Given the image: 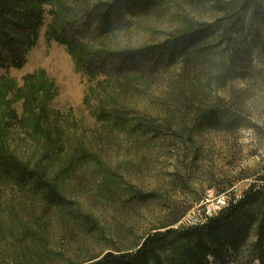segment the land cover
<instances>
[{
    "label": "rangeland",
    "instance_id": "obj_1",
    "mask_svg": "<svg viewBox=\"0 0 264 264\" xmlns=\"http://www.w3.org/2000/svg\"><path fill=\"white\" fill-rule=\"evenodd\" d=\"M102 1L109 0H58L56 8L60 17L75 16ZM212 3L165 0L132 17L127 28L86 44L85 51L123 57L142 52L188 22L212 21ZM44 8L45 25L26 66L0 74L6 76L0 80V152L42 174L78 214L97 223L102 239L83 235L75 223L0 175V264H74L127 250L172 212L187 211L181 224L194 226L261 182L264 59L254 56L251 73L227 83L214 67L200 66L194 86L187 78L183 88L182 65L153 74L88 75L65 46L47 38L54 6ZM200 107L218 108L234 126L191 135ZM141 123L157 125L160 138L142 132ZM135 194L152 198L128 205ZM225 256V264H234Z\"/></svg>",
    "mask_w": 264,
    "mask_h": 264
},
{
    "label": "trees",
    "instance_id": "obj_2",
    "mask_svg": "<svg viewBox=\"0 0 264 264\" xmlns=\"http://www.w3.org/2000/svg\"><path fill=\"white\" fill-rule=\"evenodd\" d=\"M164 1H102L84 8L79 15L60 17V10L56 8L58 0H0V74L26 66L28 55L37 46L45 25L44 7L47 5L54 6L51 11L54 22L48 28L47 38L65 46L88 75L153 74L157 69L182 65L178 83L183 88L188 85L187 78H191L189 84L194 86L197 78L193 74L200 66L214 67L218 79L227 83L251 73L254 56L264 59V0H234L228 4L213 0L216 17L212 21L188 22L186 29L126 57L103 50L85 51L86 44L127 28L132 17L148 14ZM200 109L195 114L191 135L230 130L234 126L218 108ZM121 119L117 117L116 121ZM139 125L142 132L152 133L154 138L162 135L157 125ZM0 175L5 181L27 189L31 199L35 197L75 223L83 235L101 237L94 220L78 214L73 202L42 174L13 155L0 152ZM151 198V195L135 194L127 203L144 204ZM186 214L187 211L180 215L172 212L170 220L152 230L133 248H116L74 264H225L226 254L234 264H264V177L241 198L229 200L221 212L205 222L182 225ZM70 233L75 232L70 230Z\"/></svg>",
    "mask_w": 264,
    "mask_h": 264
}]
</instances>
